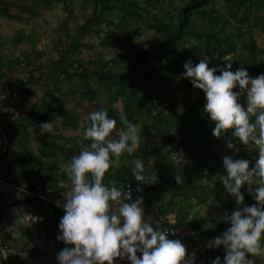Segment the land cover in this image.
I'll use <instances>...</instances> for the list:
<instances>
[{
	"label": "trees",
	"instance_id": "16d2710c",
	"mask_svg": "<svg viewBox=\"0 0 264 264\" xmlns=\"http://www.w3.org/2000/svg\"><path fill=\"white\" fill-rule=\"evenodd\" d=\"M63 1L68 4L67 0H0V16L23 24L40 18L43 12ZM85 1L90 6L89 15L70 32L66 23L62 25V37L54 44L55 59L43 63V53L36 51L30 57L24 56L28 67L30 62L38 61L36 67L29 69L27 84L35 85L41 80L49 89L38 103L30 106L24 117L0 120V182L15 188L40 186L52 198L55 190L57 193L62 190L57 180L58 156L72 141L61 136L57 118L62 116L59 125L67 127H72L70 124L75 120L66 113L68 104L61 94L65 93L74 97L70 99L74 102L85 99L91 111L106 108L109 116L116 118L117 128L123 126L120 121L123 114L154 135L153 144L148 145L141 138L134 153H124L118 159L113 157L116 162L106 172L105 183L116 181L125 186L130 183L137 189L139 182L132 176L131 167L132 161L140 158L146 171L156 173L159 179L155 184L142 185L143 191H136L133 196L153 194L162 212L172 215L167 224L176 231L186 229L210 239L221 235L230 226L227 222L214 219L206 226L202 221L189 219L192 200L199 204L215 202L230 212L237 207L221 181L222 175H226L224 167L217 169L219 161L215 158L214 167L206 166L208 157L194 151H207L223 140H236L231 132L219 138L213 135L215 124L203 112L206 101L203 90L195 88L190 78L181 74L188 60L198 63L211 51L217 55V66L232 63L235 71L243 63L250 76L264 73V0H180L177 4L168 2L169 6L166 0ZM255 24L261 27L260 45L253 34ZM104 25L129 40L140 35L142 29L151 36L135 54L121 51L109 58L98 55L87 61L79 59L81 48L91 47L85 43L86 38H100ZM19 39L32 42L34 36L22 34ZM62 85L68 86V90L62 89ZM0 88L5 90L6 85L1 83ZM184 89L188 92L184 93ZM52 120L54 130L39 133L41 123ZM88 123L89 120L87 126ZM30 128L36 130L31 132ZM32 134L39 141L40 157L31 155L23 143ZM22 152L27 153L32 168L25 166L27 159ZM173 152H184L185 161L177 164ZM240 156L252 160L245 153ZM70 160L71 156L65 157V161ZM124 160L128 163H123ZM253 165L254 162L250 167ZM176 174L182 177V183L176 182ZM247 187L242 192L245 205L250 206L257 201ZM27 202L37 218L64 214L62 209L38 200ZM5 239L6 228L0 216V245ZM187 239L188 244L193 243L190 237ZM221 251L223 246L209 251L207 264L215 256L224 258ZM0 262L4 264L1 259Z\"/></svg>",
	"mask_w": 264,
	"mask_h": 264
},
{
	"label": "clouds",
	"instance_id": "9594fccd",
	"mask_svg": "<svg viewBox=\"0 0 264 264\" xmlns=\"http://www.w3.org/2000/svg\"><path fill=\"white\" fill-rule=\"evenodd\" d=\"M210 60L209 56L198 63L188 60L181 75L203 90V112L215 124L213 135L219 138L231 132L246 146L251 141L258 156L253 158L252 167V160L223 157L226 175L221 181L237 207L223 214L221 219L230 226L210 239L206 247L224 249L223 260L217 256L211 264H256L248 254L264 255V73L250 76L243 63L235 71L232 63L210 67ZM88 120L84 138L90 143L66 165L71 187L63 193L62 204L56 201L64 210L57 239L67 245L58 251L57 264H116L117 258L130 264H196L194 252L189 254L180 239L170 238L169 229L160 220L146 216L144 197L133 199L130 183L125 186L104 181L116 162L112 158L131 155L140 145L139 125L121 114L123 126L117 128L116 118L110 117L106 108L91 111ZM53 130V120L40 125L41 134ZM228 148L240 150L231 141ZM173 154L177 164L185 161L182 152ZM132 164V176L139 182L136 191L142 192L144 184L158 182L156 173L146 171L144 160L136 158ZM175 180L182 183L179 174ZM245 185L257 203L245 205Z\"/></svg>",
	"mask_w": 264,
	"mask_h": 264
},
{
	"label": "rangeland",
	"instance_id": "374dc122",
	"mask_svg": "<svg viewBox=\"0 0 264 264\" xmlns=\"http://www.w3.org/2000/svg\"><path fill=\"white\" fill-rule=\"evenodd\" d=\"M180 0H166L167 5L169 3H178ZM66 2L58 3L54 8L49 11L42 13L40 18L32 19L27 23H17L8 20L0 16V56L3 60V66L0 67V84L4 83L6 85L5 90L0 88V120L14 121L17 118L24 117L33 103H38L40 98L48 91L49 86L45 82L41 81L35 85L27 84V79L29 75V69H33L38 64L37 62H30L28 67L26 63V58L24 56L27 54L29 57L34 51L42 52L43 55L41 60L43 63H48L50 60L56 58V52L54 44L59 37H62V25L66 23L68 31H72L77 28L82 20L89 15L90 9L89 5L85 0H67ZM169 2V3H168ZM167 6V7H168ZM103 33L100 38L93 36H88L85 43H88L91 47H82L78 58L82 61H87L90 58H94L98 55L104 58L114 57L119 54V52L124 51L129 54H135L140 48L145 47V42L150 38L151 33L142 29L140 35L136 38L129 40L125 37L117 35L109 26H101ZM253 34L259 45L261 44V27L257 24L253 25ZM33 35L34 40L29 42L27 40L21 41L19 39L20 35ZM122 44V47H121ZM215 51H211L209 57L210 67L217 66ZM34 57L32 58V60ZM64 90H68V86L62 85ZM188 90L184 89V93ZM63 94L67 101L68 115H72L75 119L72 127L70 126H60L59 122L63 120V117L57 118V126L62 134L61 136L66 139H70L72 144H68L64 147L63 152L58 156L57 164V175L59 181L65 184H69L71 179H68L69 174L66 169V165L71 161H65V157L76 155L80 150L76 148L80 145L88 144L89 140L84 138V130L87 127L88 115L91 111V107L86 102L85 99H78V101H72L70 99L74 98L70 95ZM142 141L146 144H153L154 135L152 132L143 129L139 126ZM31 132L35 131L36 128H30ZM39 130V129H38ZM40 133V130H39ZM229 141L236 144L240 149L235 152L228 148ZM229 141L223 140L220 144L211 146L207 151L195 150L194 154L206 155L208 157L206 161V166L212 168L215 165L213 158L219 161L216 165L217 169L223 167V157L225 155H233L234 158H242L240 153H245L246 157L251 158L254 162V157L258 156V150L255 149L254 144L249 142V145H244L240 142L230 139ZM23 143L30 149L31 155L35 157H40V147L39 141L33 134L30 137L24 139ZM252 148V149H251ZM73 151V153H71ZM185 155L184 152H182ZM24 158H26L25 166L32 168L33 163L28 160L27 153H21ZM68 174V176L66 175ZM65 175V176H64ZM67 176V177H66ZM191 204L193 208L189 213V219H195L197 221H202L204 225H210L212 220H218L226 222L221 217L225 212L231 213L230 211H225L221 209L217 203H206L199 204L196 200H192ZM183 233L182 241L188 244V239L191 238L196 250H209L213 251L214 248H207L206 245L210 238L205 237L201 233L191 234V232L183 229L180 231ZM223 255H225L224 251ZM218 255V253H217ZM250 258L255 259L256 264H264V255L259 257H253L252 254H248ZM221 260L223 258L221 257Z\"/></svg>",
	"mask_w": 264,
	"mask_h": 264
},
{
	"label": "crops",
	"instance_id": "0c3cea01",
	"mask_svg": "<svg viewBox=\"0 0 264 264\" xmlns=\"http://www.w3.org/2000/svg\"><path fill=\"white\" fill-rule=\"evenodd\" d=\"M177 158V157H176ZM70 179V176L68 177ZM59 186L62 187L60 192L54 191L53 199L55 201H64L63 193L67 192L71 187V180L69 184H65L59 181ZM137 197L133 196V199ZM24 213L29 214L32 208H27L24 203ZM144 207L146 216L150 219L160 220L162 225L166 224L172 215L162 212L160 205L154 199L153 194L144 197ZM62 209L61 207H55ZM63 210V209H62ZM33 211V210H32ZM64 212V210H63ZM61 217H38L37 221L30 220L19 227L23 244H21L19 251L5 250L4 246L11 242V236L8 229L6 228L7 239L4 240L3 244L0 245V259L4 264H57V253L62 248L66 247L65 243L57 239L59 234V222ZM183 233L177 231L174 239H180L182 241ZM183 242V241H182ZM185 244V243H184ZM187 252L195 253L196 258L198 257L201 250H196L194 244H185ZM191 249L189 250V248ZM138 255H141L138 253ZM217 257V256H215ZM214 257V258H215Z\"/></svg>",
	"mask_w": 264,
	"mask_h": 264
},
{
	"label": "water",
	"instance_id": "95a60500",
	"mask_svg": "<svg viewBox=\"0 0 264 264\" xmlns=\"http://www.w3.org/2000/svg\"><path fill=\"white\" fill-rule=\"evenodd\" d=\"M24 203L31 208L25 197L17 194L15 187L0 182V216L11 236V242L4 246L5 250L19 251L23 244L19 227L35 215L32 210L29 214L24 213Z\"/></svg>",
	"mask_w": 264,
	"mask_h": 264
},
{
	"label": "built area",
	"instance_id": "2783aa9c",
	"mask_svg": "<svg viewBox=\"0 0 264 264\" xmlns=\"http://www.w3.org/2000/svg\"><path fill=\"white\" fill-rule=\"evenodd\" d=\"M15 189H16L17 194L20 196H24L26 200H38L44 203L46 206L59 207L57 206L56 201L51 196H49L47 193H45L40 186H36L33 189H27V188H15ZM131 189H132V194L134 195V193L136 192V189L133 187H131ZM31 220L37 221V217L35 215L31 216ZM163 226L169 229L170 238L174 239L177 234V231L174 230L167 223L163 224ZM208 256H209V251L207 250L200 251L198 257L196 258V264H207ZM116 264H130V262L127 259L121 260L117 258Z\"/></svg>",
	"mask_w": 264,
	"mask_h": 264
}]
</instances>
